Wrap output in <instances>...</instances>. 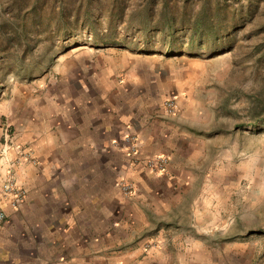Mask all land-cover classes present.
Instances as JSON below:
<instances>
[{
    "label": "crops",
    "instance_id": "crops-1",
    "mask_svg": "<svg viewBox=\"0 0 264 264\" xmlns=\"http://www.w3.org/2000/svg\"><path fill=\"white\" fill-rule=\"evenodd\" d=\"M131 59L73 55L9 120L7 155L21 159L15 172L27 195L18 210L6 208L0 264H235L234 247L202 229L199 97L159 59L141 60L143 70ZM167 98L177 101L175 115ZM132 133L135 164L124 151ZM154 156L168 158L164 172L147 167ZM123 178L135 184L131 197L119 188Z\"/></svg>",
    "mask_w": 264,
    "mask_h": 264
},
{
    "label": "rangeland",
    "instance_id": "rangeland-1",
    "mask_svg": "<svg viewBox=\"0 0 264 264\" xmlns=\"http://www.w3.org/2000/svg\"><path fill=\"white\" fill-rule=\"evenodd\" d=\"M84 54L141 70L155 58L186 78L202 124V229L235 264H264V0H0L3 144L19 108Z\"/></svg>",
    "mask_w": 264,
    "mask_h": 264
},
{
    "label": "built area",
    "instance_id": "built-area-1",
    "mask_svg": "<svg viewBox=\"0 0 264 264\" xmlns=\"http://www.w3.org/2000/svg\"><path fill=\"white\" fill-rule=\"evenodd\" d=\"M163 107L167 114L175 115L178 109L177 101L175 98H167L163 101ZM9 129H6V143L7 146L2 149V156L8 162V168L0 182V224H2L7 219L6 208L12 210H18L24 200L26 199L27 191L21 183L18 182L15 172V167H17L21 159L17 158L14 161L9 160L7 155L13 136L9 135ZM126 141L128 145L124 148L128 155L132 157V163L138 162V155L140 152V139L136 134H128L126 136ZM21 158L27 156L31 158L30 152H22L19 155ZM34 161V159H32ZM168 158L164 156H154L146 161L147 167L153 172H164L168 164ZM121 192L127 196L131 197L135 191V184L132 181L121 179L118 183Z\"/></svg>",
    "mask_w": 264,
    "mask_h": 264
}]
</instances>
